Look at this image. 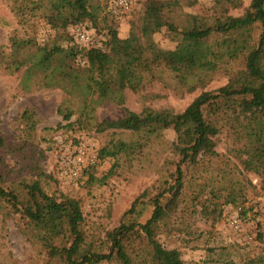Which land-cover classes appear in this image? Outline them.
Here are the masks:
<instances>
[{"label":"trees","instance_id":"obj_1","mask_svg":"<svg viewBox=\"0 0 264 264\" xmlns=\"http://www.w3.org/2000/svg\"><path fill=\"white\" fill-rule=\"evenodd\" d=\"M6 1L18 26L0 45V68L19 74L24 92L42 87L64 92L58 108L64 122L57 129L108 134L101 159L110 157L111 165L102 179L140 171L151 150L166 157L159 176L102 235L88 227L80 198L47 190L41 171L26 175L24 156L14 155L21 146L9 144L0 129L4 217L15 218L44 264H187L185 235L195 219L214 225L228 204L245 203L249 173L258 175L264 188V0L249 5L227 0L228 7L208 15L186 10L196 0H143L140 35L118 49L112 39L118 36L121 13L107 1ZM238 9L243 12L232 13ZM85 23L101 38L98 44L83 46L75 37L73 28ZM220 77L227 81L206 89ZM154 85L159 92L148 91ZM197 89L203 90L173 119L150 111L101 120L97 113L107 101L124 105L128 90L154 100ZM154 121L162 127L143 128ZM37 122L36 111L26 107L21 137H33ZM222 138L226 152L217 148ZM95 169L86 171L88 182L97 180ZM258 227L262 248L227 264H264L262 220ZM0 264L9 262L0 259Z\"/></svg>","mask_w":264,"mask_h":264},{"label":"rangeland","instance_id":"obj_2","mask_svg":"<svg viewBox=\"0 0 264 264\" xmlns=\"http://www.w3.org/2000/svg\"><path fill=\"white\" fill-rule=\"evenodd\" d=\"M102 1H107L111 7L114 5L118 9L116 11L121 13L118 14L121 19L119 33L112 39V47L118 49L140 35L137 17L143 0H130L131 8L126 13L120 10L115 0ZM249 3L250 0H246V5ZM8 6L6 0H0V17L5 21L0 24V45L8 42L9 36L18 26ZM226 7H228L227 0H196L187 6L186 10L192 14L208 15ZM242 12L243 9L232 11L234 14ZM132 21H135V27L132 26ZM78 27L73 28V33L81 45L87 46L92 41L93 44H98L101 38L96 36L88 24H81ZM82 33H85V37ZM86 36L91 39L88 40ZM160 40L162 44L168 45L163 39ZM80 61L83 62L81 59ZM19 78V74L10 75L0 68V129L7 136L9 144L21 146V151L14 152V155L24 156L26 175L35 177L37 172H42L41 183L47 190L80 198L88 227L104 235L106 230L120 223L124 212L131 206L133 200L159 176L157 170L163 164L166 153L151 150L140 165V171L132 172L128 169L122 174L113 175L106 180L102 179L111 165L110 157L104 162L101 159L102 145L106 143L108 134L57 129L59 124L64 122L62 115L58 112L59 105L65 98L64 92L58 88L48 87L24 92L19 88ZM226 81L225 77L216 78L206 89L218 88ZM202 90L197 89L184 96L169 93L154 100L146 97L145 93L128 90L124 105L107 101L99 106L97 113L101 120L126 119L132 115L145 116L150 111L153 115H163L167 119H173ZM148 91L159 92L160 87L154 85ZM26 107L33 108L38 118L33 137L29 138H26L25 133L21 137L23 124H20V117ZM162 125V122L154 121L144 125L143 128L155 129ZM109 131L111 132L112 129ZM117 131L120 132L121 129ZM170 136L172 137L173 134L171 133ZM218 143L217 148L220 151L228 150L229 146L224 138ZM110 150L113 151L112 148ZM80 152L84 153L85 160L80 167L78 177L62 176L61 165L65 163V159L69 156L76 157ZM3 153L5 154L6 151ZM33 164L39 165L40 168L30 166ZM92 167L96 168L97 180L88 182L89 175L86 171ZM249 178L252 179V184L245 203L239 206L228 204L222 219L214 225L211 221L207 222L204 219L194 220L192 232L185 235L183 250L187 264H227L231 259L238 262L246 253L262 248L257 238L261 231L258 221L262 220V227H264V188L258 175L249 173ZM257 209L263 211V214H257L255 212ZM1 211L0 259H4L9 264H44V256L39 254L38 250L22 235L15 218H5L4 212ZM236 218L240 220L239 227L233 225L232 221Z\"/></svg>","mask_w":264,"mask_h":264},{"label":"built area","instance_id":"obj_3","mask_svg":"<svg viewBox=\"0 0 264 264\" xmlns=\"http://www.w3.org/2000/svg\"><path fill=\"white\" fill-rule=\"evenodd\" d=\"M115 2L118 4L119 8L123 12H128L131 8V2L130 0H115ZM78 27V26H77ZM80 27V26H79ZM78 27V28H79ZM82 36L85 37V33H82ZM88 40L91 38L86 36ZM84 148V146H83ZM85 158H84V153L80 152L76 157L74 156H69L65 159V163L61 165V175L62 176H73L74 178L78 177V172L80 170L81 165L83 164ZM94 161V159H90ZM233 225L236 227H239L240 220L235 219L232 221ZM264 230V227H263Z\"/></svg>","mask_w":264,"mask_h":264}]
</instances>
